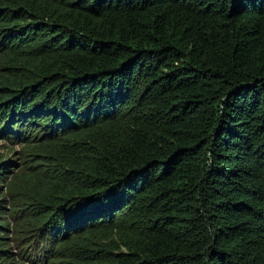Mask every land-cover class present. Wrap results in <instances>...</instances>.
<instances>
[{
    "label": "trees",
    "instance_id": "trees-1",
    "mask_svg": "<svg viewBox=\"0 0 264 264\" xmlns=\"http://www.w3.org/2000/svg\"><path fill=\"white\" fill-rule=\"evenodd\" d=\"M0 141V264H264V0H0Z\"/></svg>",
    "mask_w": 264,
    "mask_h": 264
},
{
    "label": "rangeland",
    "instance_id": "rangeland-1",
    "mask_svg": "<svg viewBox=\"0 0 264 264\" xmlns=\"http://www.w3.org/2000/svg\"><path fill=\"white\" fill-rule=\"evenodd\" d=\"M0 143H3V145H0V151H3L5 153V155L8 152V149L10 150L11 154L10 157L12 159H14L15 161L17 160V157H19V152H20V145L19 144H15L13 146H11V144H4L5 142L0 141Z\"/></svg>",
    "mask_w": 264,
    "mask_h": 264
}]
</instances>
